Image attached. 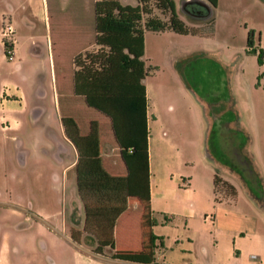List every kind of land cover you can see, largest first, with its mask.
Instances as JSON below:
<instances>
[{"label":"rangeland","instance_id":"obj_1","mask_svg":"<svg viewBox=\"0 0 264 264\" xmlns=\"http://www.w3.org/2000/svg\"><path fill=\"white\" fill-rule=\"evenodd\" d=\"M175 1L179 6L182 0ZM226 1L236 5L228 11L233 14L229 21L233 32L223 30L213 38L179 39L147 32L146 62L151 66L149 77L160 86L159 93L165 92L160 101L173 107L180 101L175 110L181 118L172 125L181 138L172 155L196 159L205 153L200 147V133L205 134L206 126L204 110L195 95L207 94L198 83L210 79L211 86L219 81L218 74L211 76V69H205L212 67V62L196 55L222 53L235 108V127L219 132L224 136L223 147L215 145L218 130L209 146L223 158L242 163L248 172V159L237 158L250 148L253 160L257 158L264 168V90L258 88L261 70L256 59L246 53L244 31L245 24L259 26L261 0ZM125 2L133 4V0ZM178 13L185 22L202 19L186 15L185 4L182 9L178 7ZM154 15L163 18L159 11ZM7 24L13 29L10 35H4ZM201 31L212 33L210 18H206ZM226 44L233 51H227ZM98 51L90 0H0V264H143L115 257L144 254V206L136 196L129 198L117 224L115 242L104 250V258L112 261L91 255L95 240L82 233L83 209L72 196L76 190V157L61 138L59 117L73 118L80 135L88 134L91 122H96L103 168L113 176H126L128 172L110 118L74 94V59L89 64V55ZM177 59L179 64L174 66ZM173 69L179 71L184 86L190 89L186 95L176 96L174 90L181 82ZM260 84L264 85V80ZM67 165L72 166L64 170ZM139 185L135 183V191L141 193ZM229 185L217 183L219 194L230 195ZM72 232L79 237L78 245L71 241Z\"/></svg>","mask_w":264,"mask_h":264},{"label":"crops","instance_id":"obj_2","mask_svg":"<svg viewBox=\"0 0 264 264\" xmlns=\"http://www.w3.org/2000/svg\"><path fill=\"white\" fill-rule=\"evenodd\" d=\"M95 1L90 0L93 8ZM118 1L122 5H130L125 0ZM222 1H224L223 5ZM174 2L179 19L187 28L196 29L197 34L178 35L172 32L156 34H169L179 39L184 36L213 38L217 32L223 30H226L227 34L233 32L229 26L230 16L233 14L228 12L235 8L236 5L233 2L217 0L215 7H211L206 0H182L180 2V9L183 4L187 7L195 2L207 5L209 8L207 17L211 19V34L201 31L207 17L199 22H185L178 13L177 2L175 0ZM244 4L245 2H243V8L247 10ZM136 5H138L137 1L133 0L130 6ZM186 15L189 16L190 13ZM260 17L259 26L245 24L244 27L247 34L253 31V49L257 52L264 51V0H261ZM146 33L144 32L142 57L145 76L142 83L147 100L148 193L151 232L157 237L156 246L159 248L152 262L147 264H264V168L258 163L257 158L253 160L251 148L245 154L240 153L238 156L248 159L249 171L247 172L242 163L223 158L222 155L217 154L218 150L212 152L209 146L210 138L217 130L218 134L219 132L226 133L227 130L235 127V108H232L233 100L227 81L228 74L225 72L226 65L221 60L222 53L217 51L216 54H205L207 56L196 55L212 62L213 65L210 64L212 67L205 69H211L209 75L218 74L219 79L215 82L216 85L211 86L208 83L210 79L206 82L200 81L198 84L207 89V94L195 95L204 110L203 122H205L206 130L203 127L205 134L200 133V147L203 146L205 153L196 159L183 154L174 156L171 151L177 147L181 133L172 123L178 122L181 118L176 114V107L180 101H176V107L168 102L160 101L159 97L165 92L159 93L160 86L149 77L151 66L146 62ZM226 48H228L227 51H233L230 50L228 44ZM81 51L79 50L77 54ZM250 57L256 59L255 55ZM178 64L177 59L174 66ZM258 67L261 70L258 75V88L264 90V85L260 84L264 80V58L263 64ZM172 72L178 81L180 78L181 82L174 90L176 96L180 97L181 93L186 95V91L190 89L184 86L182 75L177 69H173ZM179 88L180 91H178ZM253 105L251 102V106ZM255 109L256 107L254 109L251 107V110ZM166 112L168 114L164 115ZM60 119L59 117V123ZM61 138L71 147L76 157V151L65 138L62 127ZM215 145L223 147L225 145L224 136L215 134ZM210 161L214 163L211 164ZM71 166H65L64 170ZM214 177L230 184L234 188V195L219 194L213 182ZM72 196L74 198L76 196L78 200L75 189L72 191ZM124 214L119 217L115 225L113 242H115L117 224ZM208 215L212 217L211 220L205 218ZM84 258L88 257L84 256ZM104 259L111 260L110 258Z\"/></svg>","mask_w":264,"mask_h":264},{"label":"trees","instance_id":"obj_3","mask_svg":"<svg viewBox=\"0 0 264 264\" xmlns=\"http://www.w3.org/2000/svg\"><path fill=\"white\" fill-rule=\"evenodd\" d=\"M136 1V6L122 5L118 0L95 1V45L99 51L89 55V64L78 63L75 58L77 68L73 74L74 94L82 96L88 107L110 118L127 175L113 176L103 168L96 122H91L86 135H80L71 117H61L60 123L65 138L76 151V192L83 209L81 231L92 236L96 244L91 255L104 258V250L113 245L119 217L126 211L129 198L136 196L144 206V254L115 257L147 264L153 260L158 239L151 232L148 193L147 100L142 83L144 32L178 35H196L197 32L179 19L174 0ZM206 1L211 7L217 5V0ZM155 11L163 18L155 17ZM246 48V53L255 55L261 66L264 51L253 49V31L247 34ZM213 182L224 184L217 177ZM135 183L141 184V193L135 191ZM229 187L230 195H234V188ZM71 241L76 245L80 243L77 233H71Z\"/></svg>","mask_w":264,"mask_h":264},{"label":"water","instance_id":"obj_4","mask_svg":"<svg viewBox=\"0 0 264 264\" xmlns=\"http://www.w3.org/2000/svg\"><path fill=\"white\" fill-rule=\"evenodd\" d=\"M191 14L192 16H196L199 18H205L209 14V8L207 7L205 3L198 2L197 11L195 13L191 12Z\"/></svg>","mask_w":264,"mask_h":264},{"label":"built area","instance_id":"obj_5","mask_svg":"<svg viewBox=\"0 0 264 264\" xmlns=\"http://www.w3.org/2000/svg\"><path fill=\"white\" fill-rule=\"evenodd\" d=\"M12 33H13V29H12L11 25L7 24V25L5 26V33H4V35H10V34H12ZM7 55H8V58H9V59L12 58V56H11V51H10V50L7 51ZM205 218H206L207 220H211V219H212V217H211L210 215L206 216ZM157 247H158V246H157ZM157 247L155 248L154 253H157V252H158L159 248H157Z\"/></svg>","mask_w":264,"mask_h":264},{"label":"flooded vegetation","instance_id":"obj_6","mask_svg":"<svg viewBox=\"0 0 264 264\" xmlns=\"http://www.w3.org/2000/svg\"><path fill=\"white\" fill-rule=\"evenodd\" d=\"M187 9H188V13H190V14H191V12L195 13L197 11V3L195 2V3L188 5ZM238 159H239V157H238Z\"/></svg>","mask_w":264,"mask_h":264}]
</instances>
